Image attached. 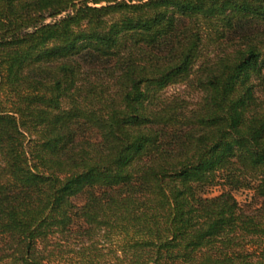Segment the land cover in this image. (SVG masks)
Here are the masks:
<instances>
[{
  "label": "trees",
  "instance_id": "1",
  "mask_svg": "<svg viewBox=\"0 0 264 264\" xmlns=\"http://www.w3.org/2000/svg\"><path fill=\"white\" fill-rule=\"evenodd\" d=\"M0 264H264V0H0Z\"/></svg>",
  "mask_w": 264,
  "mask_h": 264
},
{
  "label": "rangeland",
  "instance_id": "2",
  "mask_svg": "<svg viewBox=\"0 0 264 264\" xmlns=\"http://www.w3.org/2000/svg\"><path fill=\"white\" fill-rule=\"evenodd\" d=\"M182 90H183V87L179 85H172L168 87L167 89L168 93H174L176 91H182ZM219 191H220L219 187H214V188L205 190L203 194L211 196V195L218 194ZM234 196L236 200L238 201V203L243 207L249 206L255 202L254 199H252V192L249 190L242 189V190L234 191Z\"/></svg>",
  "mask_w": 264,
  "mask_h": 264
}]
</instances>
